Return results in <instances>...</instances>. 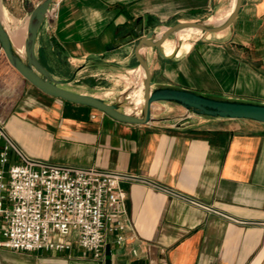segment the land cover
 <instances>
[{
  "label": "crops",
  "instance_id": "obj_1",
  "mask_svg": "<svg viewBox=\"0 0 264 264\" xmlns=\"http://www.w3.org/2000/svg\"><path fill=\"white\" fill-rule=\"evenodd\" d=\"M234 1L52 0L41 29L44 51L79 70L74 85L88 71L114 78L132 70L140 30L162 33L179 23L219 20ZM205 34L171 60L153 54L152 81L264 103V0H242L228 28ZM75 86L89 94L101 90ZM184 115L177 105L156 103L153 122L119 123L42 94L0 51V126L27 157L138 179L120 183L126 193L123 244L107 235L98 259L76 244L65 253L0 247V264H264V124L178 123ZM17 161L12 154L10 163Z\"/></svg>",
  "mask_w": 264,
  "mask_h": 264
},
{
  "label": "built area",
  "instance_id": "obj_2",
  "mask_svg": "<svg viewBox=\"0 0 264 264\" xmlns=\"http://www.w3.org/2000/svg\"><path fill=\"white\" fill-rule=\"evenodd\" d=\"M0 142V247L65 253L76 244L98 259L107 235L124 243L126 193L120 183L136 177L29 158L1 126ZM12 154L18 158L13 164Z\"/></svg>",
  "mask_w": 264,
  "mask_h": 264
},
{
  "label": "water",
  "instance_id": "obj_3",
  "mask_svg": "<svg viewBox=\"0 0 264 264\" xmlns=\"http://www.w3.org/2000/svg\"><path fill=\"white\" fill-rule=\"evenodd\" d=\"M242 0H235L231 12L226 18L217 22H184L167 28L162 33L143 30L135 36L137 44L134 58L137 66L133 70L122 71L132 81L133 89L140 90L141 105L131 102L125 89L119 92H98L89 94L74 85L79 70L70 77L61 79L53 76L43 65L37 54V41L41 29L51 10L52 0H39L29 13L26 34L21 52L17 51L9 37L6 24L0 17V51L9 65L33 88L42 94L64 102L91 108L103 113L114 121L130 125H144L153 122L151 109L156 103H168L181 107L185 115L179 118L183 123L190 118H208L219 120H246L264 124V103L217 98L207 94L175 86L156 85L151 78L149 49H155L164 59H173L175 55L166 56L162 50L163 43L178 31L195 28L201 33L214 34L228 28L235 19ZM179 45V41L177 42ZM178 45L176 48H178Z\"/></svg>",
  "mask_w": 264,
  "mask_h": 264
},
{
  "label": "rangeland",
  "instance_id": "obj_4",
  "mask_svg": "<svg viewBox=\"0 0 264 264\" xmlns=\"http://www.w3.org/2000/svg\"><path fill=\"white\" fill-rule=\"evenodd\" d=\"M39 0H0V10L2 15L5 17V23L7 27L14 28L20 27L25 24L28 19L29 13ZM217 20V19H216ZM215 19L204 20L217 22ZM200 33V32H199ZM43 32L41 31L39 39L37 41V53L41 61L46 65V67L51 71L53 76L61 79H66L71 76L73 72V66L68 62V60L59 54L56 59H49L46 55L44 48L46 47V42L42 39ZM207 37L205 33H200L191 37L190 42L195 40H203ZM170 40L174 42L177 41L176 36H172ZM137 42V41H136ZM136 45V44H135ZM155 49H149L148 54L150 59H152L153 54H156ZM132 70L136 68L137 64L133 58L131 61ZM122 79V80H121ZM124 75L119 74V76H114V78L108 75L98 74L96 71H88L81 75V78L75 85H82L93 87L95 89H101L98 94L104 92H110V90L121 91L125 88ZM80 89V88H79ZM83 88L81 90H86ZM104 89V91L102 90Z\"/></svg>",
  "mask_w": 264,
  "mask_h": 264
},
{
  "label": "bare ground",
  "instance_id": "obj_5",
  "mask_svg": "<svg viewBox=\"0 0 264 264\" xmlns=\"http://www.w3.org/2000/svg\"><path fill=\"white\" fill-rule=\"evenodd\" d=\"M228 14L224 16L223 18H220L219 20H216V21L223 20L224 18L228 16ZM0 17H1L2 22L6 24L5 17L2 15L1 10H0ZM209 22H212V21H209ZM26 25H27V21L25 22L24 25L20 27L9 28L6 25V28H7L9 37L13 43V46L19 52H21L22 47H23V41H24L25 34H26ZM199 32L200 30L195 29V28H187V29L181 30L178 34V38L176 42H174L173 40H166L163 43L162 50L164 54L166 56L179 55L183 50L188 48L191 37L196 34H199ZM178 41H179V45L177 43ZM177 45H178V48H176ZM124 81H125L124 89L126 90L131 102L134 103L135 105H141L142 95H141L140 90L133 89L132 81L125 76H124Z\"/></svg>",
  "mask_w": 264,
  "mask_h": 264
},
{
  "label": "trees",
  "instance_id": "obj_6",
  "mask_svg": "<svg viewBox=\"0 0 264 264\" xmlns=\"http://www.w3.org/2000/svg\"><path fill=\"white\" fill-rule=\"evenodd\" d=\"M44 65V64H43ZM49 70V69H48ZM50 71V70H49ZM51 72V71H50Z\"/></svg>",
  "mask_w": 264,
  "mask_h": 264
}]
</instances>
